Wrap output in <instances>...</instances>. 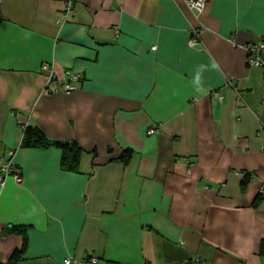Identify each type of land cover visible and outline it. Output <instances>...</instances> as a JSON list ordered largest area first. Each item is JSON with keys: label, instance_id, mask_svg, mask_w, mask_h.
Wrapping results in <instances>:
<instances>
[{"label": "crops", "instance_id": "obj_1", "mask_svg": "<svg viewBox=\"0 0 264 264\" xmlns=\"http://www.w3.org/2000/svg\"><path fill=\"white\" fill-rule=\"evenodd\" d=\"M205 1L0 0V264H264V0Z\"/></svg>", "mask_w": 264, "mask_h": 264}, {"label": "built area", "instance_id": "obj_2", "mask_svg": "<svg viewBox=\"0 0 264 264\" xmlns=\"http://www.w3.org/2000/svg\"><path fill=\"white\" fill-rule=\"evenodd\" d=\"M205 0H189V5L191 8L195 10L201 11L205 6ZM73 0H69L66 8L65 13L71 14L73 11ZM248 52V62L253 66H264V59L261 56V53L264 52V43H260L256 46L250 45L247 49ZM45 69H48V65H44ZM56 77L53 74L52 77H49L48 84L46 86L45 92L46 93H55L58 90H61L64 94H72L78 88V84L80 82V75L77 73H68L64 78L57 82L55 80ZM155 131L150 130L149 134H153ZM15 168L12 165L10 160L0 159V186L3 187L6 183L7 177L13 176L17 182L21 181V175L19 172H15ZM93 264L97 263V260L94 258L92 260ZM63 264H82L79 262H72L71 260H65Z\"/></svg>", "mask_w": 264, "mask_h": 264}, {"label": "trees", "instance_id": "obj_3", "mask_svg": "<svg viewBox=\"0 0 264 264\" xmlns=\"http://www.w3.org/2000/svg\"><path fill=\"white\" fill-rule=\"evenodd\" d=\"M0 25H1V20H0ZM57 145V147L61 148L64 156L62 160V165L63 168L68 170V171H73V172H80V159H81V154L82 150L81 148L76 144V143H60V142H52L47 137L44 135V133L36 128V127H26L24 130V139L22 141V146L27 147V148H46L51 145ZM128 152V151H127ZM130 153H128L129 156ZM128 159L125 158V161ZM14 230V228H12ZM19 231L23 232L26 234V229H18ZM25 240L26 235L24 236ZM27 242V241H26ZM24 249L26 247V243H24ZM23 260L22 254L15 253L13 257L11 258V262L9 264H17ZM91 260H89L90 262ZM95 264H98L95 263Z\"/></svg>", "mask_w": 264, "mask_h": 264}]
</instances>
